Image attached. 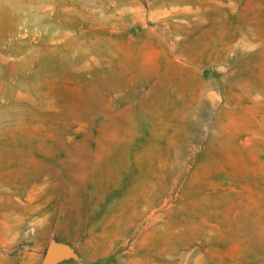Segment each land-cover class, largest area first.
Masks as SVG:
<instances>
[{
  "label": "rangeland",
  "instance_id": "1",
  "mask_svg": "<svg viewBox=\"0 0 264 264\" xmlns=\"http://www.w3.org/2000/svg\"><path fill=\"white\" fill-rule=\"evenodd\" d=\"M264 264V0H0V264Z\"/></svg>",
  "mask_w": 264,
  "mask_h": 264
},
{
  "label": "water",
  "instance_id": "2",
  "mask_svg": "<svg viewBox=\"0 0 264 264\" xmlns=\"http://www.w3.org/2000/svg\"><path fill=\"white\" fill-rule=\"evenodd\" d=\"M73 257V251L68 246L51 241L47 245L41 264H57L62 260Z\"/></svg>",
  "mask_w": 264,
  "mask_h": 264
}]
</instances>
